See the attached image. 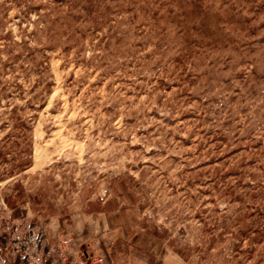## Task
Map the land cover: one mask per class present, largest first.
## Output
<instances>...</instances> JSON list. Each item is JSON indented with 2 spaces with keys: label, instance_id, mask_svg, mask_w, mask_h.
Listing matches in <instances>:
<instances>
[{
  "label": "rangeland",
  "instance_id": "rangeland-1",
  "mask_svg": "<svg viewBox=\"0 0 264 264\" xmlns=\"http://www.w3.org/2000/svg\"><path fill=\"white\" fill-rule=\"evenodd\" d=\"M11 217L80 264H264V0H0Z\"/></svg>",
  "mask_w": 264,
  "mask_h": 264
},
{
  "label": "crops",
  "instance_id": "crops-1",
  "mask_svg": "<svg viewBox=\"0 0 264 264\" xmlns=\"http://www.w3.org/2000/svg\"><path fill=\"white\" fill-rule=\"evenodd\" d=\"M8 222L10 223H6V229H1L3 224L0 221V264H60V256H62L65 261H67L65 264H80L76 259L77 253L72 241L67 240L65 244H62L64 240L56 233L57 231L54 226L52 225L53 227H50L51 229L48 230L45 229L46 226H48L46 224H43L42 227L40 226L41 229H44L43 239L40 242L35 241L32 244H28L27 250H30L34 255L32 260H20V258L24 255V253L21 251L24 245L22 242L27 236L23 234L25 233L23 232V229L24 226L28 227L29 224L27 223L26 225H23L21 224V221L19 224H17L15 222H18V220L15 217H11L10 220L8 219ZM15 225L20 227L21 230H13ZM58 225L59 224L57 223V226ZM40 231L42 232V230H33L32 233L34 235H39ZM3 240L6 242L5 245L1 244V241ZM45 243H47L49 246L48 250ZM93 249L94 251H90V254H88L89 260L99 258L102 264H129L128 254L125 251L110 254L106 249H98L95 247V245ZM5 250H7V253ZM27 253L28 252L26 251V254ZM32 254L30 255L32 256ZM47 258H49L51 261H47Z\"/></svg>",
  "mask_w": 264,
  "mask_h": 264
},
{
  "label": "flooded vegetation",
  "instance_id": "flooded-vegetation-1",
  "mask_svg": "<svg viewBox=\"0 0 264 264\" xmlns=\"http://www.w3.org/2000/svg\"><path fill=\"white\" fill-rule=\"evenodd\" d=\"M15 229H17V227H14V228H13V230H15ZM26 229H27L26 232L28 233V235H27L26 237L29 238L30 233H31L34 229H33L32 226H28ZM41 234H42V233H39V235H36V236H35V238L37 239L36 242H38V241L40 242V241L43 239V236H42ZM1 244L5 245L6 242L3 240V241H1ZM19 258H20V257H19ZM26 258H27V257H23V256H22V257L20 258V260H22V261L27 260Z\"/></svg>",
  "mask_w": 264,
  "mask_h": 264
},
{
  "label": "built area",
  "instance_id": "built-area-1",
  "mask_svg": "<svg viewBox=\"0 0 264 264\" xmlns=\"http://www.w3.org/2000/svg\"><path fill=\"white\" fill-rule=\"evenodd\" d=\"M25 239H26V243L27 244H32V243H34L36 241L35 235L32 232L30 233L29 238L25 237ZM24 241L22 243H24ZM22 248H24V250L23 249L21 250L22 253H24L23 257H25V256H27L26 251H25L27 249V246L23 245Z\"/></svg>",
  "mask_w": 264,
  "mask_h": 264
},
{
  "label": "water",
  "instance_id": "water-1",
  "mask_svg": "<svg viewBox=\"0 0 264 264\" xmlns=\"http://www.w3.org/2000/svg\"><path fill=\"white\" fill-rule=\"evenodd\" d=\"M89 264V263H88Z\"/></svg>",
  "mask_w": 264,
  "mask_h": 264
}]
</instances>
